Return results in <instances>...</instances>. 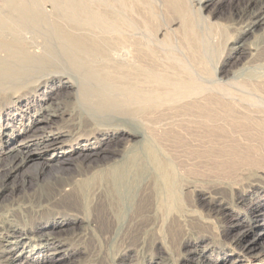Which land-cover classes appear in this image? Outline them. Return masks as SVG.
<instances>
[{"label":"bare ground","instance_id":"6f19581e","mask_svg":"<svg viewBox=\"0 0 264 264\" xmlns=\"http://www.w3.org/2000/svg\"><path fill=\"white\" fill-rule=\"evenodd\" d=\"M208 1L204 0V6ZM165 3L168 12L181 19V43L197 61L199 37L193 30L186 0ZM125 5L133 6L129 1ZM139 7L136 9L141 11ZM9 21L5 23L12 25ZM69 25L61 26L64 41L93 59H109L112 52L129 51L126 62L112 67L119 85L114 81L106 88L128 97L117 93L114 101H119L118 106L113 103L116 107H101L113 100L106 99L107 92L103 94L101 87H77L58 76L59 88L46 79L36 84V91H46L43 95L47 100L56 98L60 102L47 103L40 98L36 104L26 103L28 86L1 83L19 75L11 59L7 61L10 65L4 59L0 61V198L6 190L13 194L19 186V193L0 200V263L25 264L30 257L36 264H152L155 258L158 264H264V243L260 241L264 226L241 242L256 225V208L264 196L259 195L264 193V108L248 111L242 102L240 106L217 95L181 89L183 84H191L188 73L175 62L158 59L150 44L124 34H90ZM18 48L9 53L16 58L26 56ZM259 59L264 62V51ZM35 60L36 68L43 69L41 66L47 63L46 58ZM71 60L73 64L80 59ZM84 74L88 79L89 72ZM109 76L106 73L104 77L112 79ZM263 83L257 86L262 93ZM75 88L78 96L74 100ZM86 90L104 98L85 96ZM15 116L20 117L17 126L12 125ZM55 120L62 123L56 131L51 127ZM25 166H32V171H23ZM240 204L246 206L243 211L247 221L236 211ZM213 224L219 229L217 237L210 230ZM236 228L242 229L239 231L243 235L237 232L239 235L231 234L230 238V231ZM32 234L41 242L36 251L11 252L20 242L29 241ZM224 238H229L228 249L243 244L235 258L229 259L226 251L213 258L194 255L202 243L206 248L212 240ZM8 242L12 243L10 249L6 248ZM43 248L49 253L42 252Z\"/></svg>","mask_w":264,"mask_h":264},{"label":"rangeland","instance_id":"374dc122","mask_svg":"<svg viewBox=\"0 0 264 264\" xmlns=\"http://www.w3.org/2000/svg\"><path fill=\"white\" fill-rule=\"evenodd\" d=\"M16 1L17 0H0V19H1L0 23H2V25L0 24V27H1L0 28V59H1L0 61L2 62L3 61L2 59H4L3 62L4 63L6 62L7 64L11 59L10 64L12 65V67L14 66L13 68H16L18 70L17 75L19 76L13 77L12 79H8L5 81L3 80L4 82L1 80L0 81L2 84L9 83L7 81H11L9 83L11 85L23 84V85L28 86V91L30 93L27 95L28 99L26 103L30 102V104H36L40 98H44V100L47 101V103L53 102L54 104H56V102H60V99H56V98L51 101L47 100V95H43L46 93V91H43V90L36 91V84L46 79H51L54 86L59 88L60 85L58 84H60V82L57 81V78L58 76H61L63 78L62 80H69L75 86L77 85V87L78 85L80 86L84 84L85 85L87 84V86L90 85L91 87H94V88L101 87L100 89L103 90L101 91L103 92V94L104 92L105 93L107 92L106 93L107 95L104 94L106 99L109 97H113V100L112 99L109 100L110 102L107 100L108 102H104L101 105V107L106 108V106L109 105L108 107L110 108V107H116L119 105L117 104L119 102L118 100H117L118 102L114 101L116 100L115 97H117L119 93L118 92L110 93V91L109 92L106 91V88L109 87V85H113L115 82L116 83L114 85H119L120 80L118 77H116L117 75L116 73H114L112 67L113 65L117 63L126 62L129 56L128 55L129 51L122 50V51L112 52L110 55L111 59L110 58L102 59L99 57H95L93 59L91 55L89 56V54H86L85 52L83 53L75 49L73 45H70L69 43L64 41V35L62 32H60L62 31L61 26L62 25L68 26L69 25L68 23H70L69 21L73 20V22L71 21L70 25L72 26L74 25V27L76 26L77 28L83 29V31L85 32L88 31L89 33L91 32L92 34L101 33L100 35L106 34L108 36L109 35L118 36V35L124 34V36L126 35L129 37H133V39L134 38L138 40L140 39V41L147 43L148 46L150 44L151 48L154 47L153 50H155L154 52L156 53L158 59H161L167 62L169 61L175 62L179 64V66L181 67L183 66L182 68L184 69V71L188 73L187 74L189 76L188 83H191V84H188V83H187L188 85L183 84L182 85L183 87H181V89L189 88L191 90L194 89L195 91H198L200 93H208L214 96L217 95V97L220 96L219 98L231 101L235 104L238 103L237 105L241 106L243 104L244 106L242 107H244L248 111H251L250 109H253L252 111H254L255 108L257 110L264 108V93H262V91L257 90L258 84H261L264 82V62L260 61L259 59V54L261 53V51L262 52L264 51V11H263L264 10L263 8L264 0H247V2L246 0H210L208 1L207 6H204V3H203L204 0H186L187 7L189 10L190 16L192 18V24L194 23L193 30L195 29L194 32L197 31L195 32V34H197L196 37H199L197 38V52H196V57H198L197 61H194L196 60V58L193 57V55L188 52V49L184 46V44L181 43L182 42L181 19L179 17L174 18V15H171L168 12V10L166 9L165 0H143V1L142 0H133V1L132 0H125V1L124 0H113V1L112 0H108V1L107 0H102V1L101 0H67L71 2L74 1V3L72 2L70 4L66 0H18V2ZM114 1L116 2L113 3ZM123 1L125 3L126 1L131 2L133 5L132 6L133 8L126 7ZM12 2H16L20 5L18 6L17 4L15 5L16 6L15 7L13 6L15 3H12ZM135 2H137V5H140V7L142 6L141 8L139 7L141 11L142 10L145 11L146 10L145 8H147L148 13L147 11H145V13L144 11H142V13L145 16L139 15L141 11L137 10L138 7L136 9L137 5L134 7V4H136ZM67 4L69 5L67 6ZM77 5L81 7L78 8ZM14 7L17 8L18 11L15 10ZM72 8H76L78 10L76 11L75 9H72ZM20 11H22L23 14ZM86 12H87V15H86ZM88 13L93 15L94 18ZM103 13H109V14L108 15L105 14L106 16H104ZM149 14L153 15L154 17L153 16L149 17ZM146 16H148L149 19L148 18L146 19ZM132 17L134 19L136 17V20L132 21L133 19ZM2 18L3 19L5 18L4 19L5 21H2L3 20ZM58 18L62 19V20L60 19L59 23L57 21L59 20ZM112 18L114 20H112ZM8 20H11L9 22H12V25H10L11 23H8V24L5 23ZM145 20L147 23H145ZM110 22L111 24H109ZM148 22L149 23L151 22L152 28ZM3 23H5V25ZM76 23L79 25H75ZM14 24H16L18 28L17 27L15 28ZM147 24H149V27ZM119 25H121L123 28L121 26L119 27ZM8 27H10L11 29ZM205 31L206 33H204ZM199 32L200 34H198ZM57 33L58 34L60 33V35L62 36L59 37ZM14 40H16V42H14L11 45L12 41ZM64 42L67 43L68 46L65 45ZM13 45L15 48L21 47V49L20 48L18 49L21 51L22 56L26 55L24 56L25 58L22 57L24 58V60L21 57L16 58L12 56V53H9V51L11 52V49L14 47H12L10 50L8 49V47L10 48ZM60 46L61 48L62 46H64L63 49L65 51L63 49H60ZM23 48L24 50H22ZM49 49L53 53H51ZM74 49L79 52H75ZM66 51L70 53H66ZM55 52H57L56 55H55ZM50 53L53 56L54 55L57 56L59 59L56 58L55 56H54L55 58L53 56H50L51 55ZM29 54L32 56H30ZM61 54L64 56L71 55V56H68L70 59H68V57L66 56L65 57L62 56ZM198 54L200 57L197 56ZM79 55L83 56L84 58L80 57ZM74 56L75 57L77 56L76 58L80 59L81 61L76 60ZM164 56H165V59H164ZM90 57L93 60H91ZM34 58L35 59L46 58V62L48 64L44 63V65L41 66L42 68L44 67L46 69L44 68L41 69L38 66L36 68L37 63H36V60L34 63ZM96 58L97 59L99 58V60L97 61ZM112 58H114V60H112ZM191 58H195V59L193 60ZM25 59H29V60L27 61ZM71 59L76 60L77 62L76 61L74 62H76L77 65L76 63H73L74 64L73 65L71 63L73 62ZM95 59L97 62L94 61ZM81 62L82 63L85 62V63H83V65L81 66L79 64ZM33 63L35 66L33 65ZM70 63L72 65H70ZM55 64H57L56 67L54 66ZM85 64L86 65L89 64L88 67L89 68L91 67L92 70L95 67L96 68L92 71L91 68L90 69L88 67L85 68L84 67L86 66ZM90 65L92 66L95 65V67H92ZM76 66L80 68L78 69ZM97 68H102V69L101 70L98 69L99 70L98 71L96 70ZM39 69L42 70L40 73H39L40 71ZM57 70H60V71H57ZM55 71L57 72V74H55L56 73ZM102 71H103V74L105 73L104 75L102 74ZM86 72L87 74L88 72L90 74V76L87 75L88 79L84 77L86 75L84 73ZM100 72L101 74H99ZM81 73H83L84 76H82ZM106 73H107V76L110 75L109 77L112 78L113 80L105 78L104 76L106 75ZM111 75L114 77H112ZM89 77L91 78V80ZM94 77L95 79H97L98 83L96 82V80H94ZM114 78L116 79L114 80ZM20 79H22V81H20ZM92 79L95 81V82L93 81L94 84L92 83ZM101 80L102 81L105 80L107 82L103 83L101 82ZM111 80L113 81L112 83H111ZM89 81L91 82L89 83ZM50 87L52 86L50 85ZM44 90H49V88L44 89ZM77 90L78 89L75 88V90L73 91L75 92V95H72L73 97L72 99L78 96ZM89 92L90 91L86 90L85 96L89 97V94H90ZM213 92L216 94H213ZM83 93L84 92H82L81 94ZM114 94H116V96ZM90 95H93L94 97L102 96L100 95V93L97 94L96 92L95 93L91 92ZM119 95L121 97H125V96L128 97L125 94L123 95L119 94ZM93 96L90 97L91 100H93L92 99L94 98ZM104 96H102L101 98H104ZM105 103H107V105ZM113 103L117 105L114 106ZM124 104H127V103L125 102ZM245 104L247 107H245ZM247 108H250V109H247ZM33 112H34L33 110H30L31 115H33L32 114ZM19 118H20L19 116H15L14 120L12 121V125L14 126L19 125L20 124ZM110 121L108 120L106 122V124H108L109 126L110 124L108 122ZM54 122L55 123L52 124L51 127L53 128L52 130L56 131L55 128L57 126L62 125V123L59 122L58 120H55ZM49 130H50L49 128H46V131H49ZM31 148L34 149V146H32ZM71 168H73V165L71 166ZM31 169H33L32 166L23 167V171L24 170L29 171ZM15 191L19 193V186L17 187ZM15 191L12 194L10 190H6L2 194V197L0 198V200L5 201V200L10 199L13 195L17 194ZM259 193L261 192L259 191ZM259 195H264V193H261ZM244 207H246L245 204H242V205L240 204V208H236V211L240 214V218L242 220L244 219L245 221H247L248 217H245L244 215V211H243ZM196 210L200 211L201 214L203 213L202 215H206L205 214L206 212L203 209L197 207ZM255 216H256V221H257L256 225L253 226L249 230V232L247 233L248 237L243 239L241 241L242 243L246 242L247 239H250L253 236H255V233H257L259 230H262L261 228L264 226V196L262 200L260 201L259 206L256 208ZM210 230L215 235L217 234L219 229L216 224H213V227ZM239 230H242V229L236 228L233 231L231 230L229 233L230 238H231V234L232 236H234L238 234L239 232H241ZM243 233L244 232H241L240 236L243 235ZM259 236L260 234L257 235L256 238H258ZM215 237H217V235H215ZM39 241H40L39 238H37L36 235L32 234V236H30L29 241L27 240L25 241V243L20 242L19 245L13 247V250L11 252H14L13 254L17 253L18 251L21 253L28 252L29 254H30L29 251H31L33 253L34 251H36V248L39 247L38 244L41 243ZM260 241H261V244L264 243V237H262ZM228 242H229V238L228 239L224 238L223 240L215 239L214 241L212 240V242H210V244H208L209 246L207 245L206 248H204L205 247L204 245H206L204 242L200 245V247L197 249L194 255L196 257L198 256L201 257L202 255H205V256H211L213 258L226 251L229 254V259L235 258L237 253L241 249V245L243 244H240V245L238 244L239 246L237 245V248L228 249L230 247ZM11 244L12 243L8 242L6 244V248L10 249L12 247ZM185 249L186 248L184 247L183 251ZM42 250H44L42 252L46 254L49 253V250H47V248H43ZM262 258H264V256H262ZM157 262H158V259L155 258L152 264H158ZM2 264H5V263H2ZM25 264H36V263L29 257L26 260ZM242 264H246V263L244 262Z\"/></svg>","mask_w":264,"mask_h":264}]
</instances>
